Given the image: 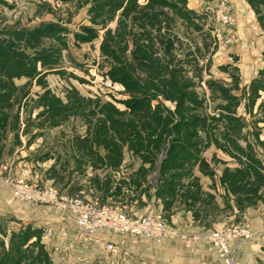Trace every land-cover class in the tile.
I'll use <instances>...</instances> for the list:
<instances>
[{
    "label": "rangeland",
    "instance_id": "obj_1",
    "mask_svg": "<svg viewBox=\"0 0 264 264\" xmlns=\"http://www.w3.org/2000/svg\"><path fill=\"white\" fill-rule=\"evenodd\" d=\"M129 1L124 3L128 8L123 16V8L115 14L94 10L97 4L107 0H0V47L22 52V59L31 64L28 71L32 72L31 76L12 79L6 74L0 75V193L3 192L6 200L10 195L16 200L3 201L0 196V237L4 235L1 232L9 233L4 237L7 243L13 232H22L19 228L25 224L19 212L26 209L21 205L24 201L14 196L12 187L20 180L52 187L61 195L118 208L130 216L161 213L175 232L173 237L160 242L130 238L125 240V245L131 242L134 248L142 244L156 247L162 260L168 253L164 249L166 242L178 237L209 242L206 231L198 232L190 227L188 232L179 233L170 226L172 221L178 226L185 221L180 210L193 214L194 227L200 221L201 226L209 225L211 233L229 230L236 240L249 241L250 231L247 237L243 233L251 226L255 230L264 225V220L258 221L255 217L251 224L247 213L253 209L264 218V177H245L244 166L249 160L224 139L225 135L232 137L244 150L250 145L253 159L261 162L259 170L264 175V90L257 92L252 83L264 69V21L258 19L259 14L249 0H187L185 5L177 2L178 7L185 6L188 18H180L173 9L158 5L149 9L145 7L147 0H138L137 8ZM258 7L263 15L264 4ZM148 17L160 20V25L153 28L145 25L149 27L143 29L142 24L152 20ZM107 18L111 19L103 23ZM120 24L123 30L120 39L125 40L128 49L120 45L124 52L119 57L126 64L134 62V35L151 39L149 44L153 42L154 47L150 50L154 56H157L154 51L165 53L164 43L169 39V54L173 58L167 56V59H172V68L182 70L183 78L178 82L185 86V93L194 94L193 102L182 103L181 108L176 101L162 95L160 102L153 101L154 106L162 103L171 110L174 118H184L187 134L196 135L188 142L198 143L200 151L201 160L197 164L178 161L184 167L167 173L165 179L174 178L170 182L175 193L166 192L158 180L171 134H166L167 143L159 151L146 140L139 143L142 148L152 149L150 154L147 151L136 154L127 143L122 163H116L115 167L114 146L121 141L108 118L126 122L133 115L126 113L129 110L124 103L130 94L122 83L106 75L110 66L118 63L102 53V44L106 32L116 34ZM88 26L94 28L92 34L86 32ZM40 29V42L21 40L25 38L19 32ZM145 30L152 32L143 34ZM15 32L19 35L11 36ZM79 34L89 39L84 40ZM39 56H46L45 61H38ZM135 74L145 82L148 80L140 71ZM150 83L151 90L162 88L158 81ZM104 125L110 127L101 130ZM225 170L232 175L227 176L233 185L231 193L234 194L230 196L221 184ZM144 177L149 187L144 185ZM55 219L49 224L57 230L69 221L61 213ZM43 228L39 229L43 232ZM58 236L64 248L69 245L61 231ZM128 251L129 264L137 262L139 256ZM123 252L124 249L118 248L114 253ZM47 253L50 263L54 264ZM145 254L143 258L147 260L149 256L146 251ZM116 255L112 258L116 259ZM117 262L124 264L122 260Z\"/></svg>",
    "mask_w": 264,
    "mask_h": 264
},
{
    "label": "trees",
    "instance_id": "obj_2",
    "mask_svg": "<svg viewBox=\"0 0 264 264\" xmlns=\"http://www.w3.org/2000/svg\"><path fill=\"white\" fill-rule=\"evenodd\" d=\"M125 1L126 0H107V2H105L104 4H97L94 10L98 13L105 12L115 14L118 10L123 8L122 15L124 16L125 10L128 8V6H124ZM137 1L138 0H130L129 2L133 4L132 7L137 8L138 4H135ZM249 1L250 4L256 9V12L259 14L258 19L264 21V14H260V8L258 7V5L261 6L262 4H264V0ZM177 2L183 3L185 5L187 0H147V5L145 7H148L150 9L152 6L158 5L165 9H173L175 11V14L180 18H188V16L185 14V6L184 8L180 6L178 7ZM105 6H108L107 10H105ZM148 18L152 19L151 17ZM110 19L111 18H107V20L103 23H106ZM159 23H161L160 20L158 21L152 19L149 20L148 23H143L142 25H144L143 29H145V27H149L145 25H151L153 28L157 25H160ZM86 28V32L88 34H92L93 31H95L92 26H88ZM41 30L42 29L19 32L25 38L21 40L27 39L26 41L28 43H35V41L40 42L41 36L39 35L41 33ZM96 31H98V29H96ZM122 32L123 30L121 28V24L120 28L117 30V33L115 34L114 32L115 35L112 31L108 30L105 34V39L102 44V53L104 55H107L108 57H111L115 60L116 63H118L114 66L111 65L110 70L106 75L113 80L122 83L126 91L130 94V97L127 100H124V103L126 102L125 106L128 107L127 109L129 110L126 111V113H131L133 115V119L127 120L126 122L114 119L112 117L108 118V120L112 122L111 128H113L114 131H117L116 136L121 141V144H119L117 147L114 146V153L116 155L114 157L116 160L115 167L119 163H122V160L124 158V146H126L127 143H130V147L128 148L136 154H140L144 151H147V153L150 154L153 152L152 149H150L149 147L142 148V144L139 143H142L143 140H146L150 145H154L156 151H159L162 145L167 143V138H165L166 134H171L173 136L169 140V151L166 158L161 164V169L159 170L160 176L158 180H160V183L162 184V187L166 192L167 190H169L170 192L175 193V190L173 189L174 187L171 188L172 183L170 182L174 178H170L171 180H169V178L165 179L167 173L181 170L186 163L189 165H194L195 163L197 164L198 161L201 160L199 156L200 151L197 149L198 143L195 144L194 142H188L189 139L194 138V136L196 135H191L189 133L187 134L186 125L188 124L187 122L184 123V118H174L175 114L171 110L164 107L162 103H158L154 106L153 101L158 100L160 102L159 97L160 95H162V97L165 99H173L174 101H176L178 108H181V106H183L185 102H193L192 96L194 94L185 93L183 89V87L185 86L180 85V83L178 82L183 78L181 75L182 70H178L177 67L172 68V59H167V56L173 58L169 54L171 48V42L169 39L164 43L165 53L154 51V53L157 55L154 56L150 50H153L154 47L153 42H151V45L149 44L151 39L149 41L147 38L137 37L136 35H134L135 39L132 42L134 46L132 50V57L134 62L129 65L124 62L123 58L119 57V53L124 52L123 47H125L126 50L128 49V45L127 43H125V40L123 41L122 39H120V34H122ZM151 32V30H145L143 34H150ZM15 35L19 34L15 32L14 35L11 36L14 37ZM79 35L84 40L89 39V36H83L84 34ZM117 39L119 40V42L116 41ZM144 41H146L147 43ZM0 42H2V40H0ZM120 45H122L123 47ZM0 46L2 45L0 44ZM23 55L24 54L22 52L16 53L9 47H0V56L2 57L0 58V75L6 74V76L11 79L15 76H31L32 72L28 71L29 67H31V64H29L28 62V65L25 60L22 59L24 57ZM45 59L46 56H39L37 58L38 61L42 62H44ZM139 71L140 73L145 75L146 78H148L147 81L149 83L136 76L135 73H138ZM257 79L252 82L254 85L253 89L257 90V92L263 91L264 69L260 71V76ZM153 81H158L160 86L162 85V88L155 87L156 89L154 90H156V92L154 90H151L150 82ZM225 98L228 97L225 96ZM1 99L2 97L0 96V100ZM194 101H196V98H194ZM136 116L138 119L136 118ZM109 127L104 125L101 130L103 129L106 131V129ZM228 130L230 129L228 128ZM96 133H101L103 135L105 134L101 131H96ZM224 137L223 138L229 142L228 145L230 147H235L237 150L241 151L242 156H245L246 159L249 160L247 166H244L246 167V169L243 171V175L247 178L253 179L264 177V175H262L259 170L261 169V162L258 163L253 159L251 146H248V150H244L236 140L232 141V137L230 139L227 138L226 135ZM132 139L139 140V142L135 143L133 141V143L131 142ZM105 141H107V139L104 140V145L107 146V144H105ZM213 141H215L214 138ZM242 156H240L239 161H241ZM178 161H182L185 164H178ZM253 162L257 163L259 166L257 167L255 164H253ZM203 171L205 173H210L209 171L206 172L205 169ZM228 171L229 170H225V172H223L221 176V184L225 188L226 192L227 190L230 192L227 193L228 196H230V194L234 193H231V191L233 192V185L230 181L231 179L227 178V176L232 177V175L229 174ZM175 175L177 176L179 174L176 173ZM142 181L144 185L149 187L150 184L148 183L147 177L142 178ZM258 182L260 181L258 180ZM234 184H236L235 181ZM21 231L22 232H13L8 243L5 241L4 237H8L7 235L9 233L1 232L4 235L3 237H0V239L2 238L0 242V264H51L49 255L42 244L44 231L42 232L41 229L32 228L31 226H27L25 231Z\"/></svg>",
    "mask_w": 264,
    "mask_h": 264
},
{
    "label": "crops",
    "instance_id": "obj_3",
    "mask_svg": "<svg viewBox=\"0 0 264 264\" xmlns=\"http://www.w3.org/2000/svg\"><path fill=\"white\" fill-rule=\"evenodd\" d=\"M218 192H220V190H218ZM2 193H0V196L3 197V201H5L6 198L2 195ZM6 201L14 202L16 200L10 195V198H8ZM8 202L6 203L9 204ZM21 205H24L26 209H21L19 211L21 217L24 218L25 223L21 228H19L20 230L26 229L27 226H31L32 228L44 227V230L47 226L50 225V222L54 223L56 221L55 216H59V212L53 208L39 206L34 207V205L28 202H24V204ZM230 209H232L234 213H238L236 207L231 206ZM180 211L181 215L184 216L183 218L185 221L181 222V226L176 225L172 221L170 226L179 233L183 231L188 232L190 227L198 230V232L206 231V233L208 232V239V235L211 233L210 231H212L211 228H209V225L207 226L205 223H203L201 226L200 221H197L198 224H196L194 227V223L196 221L194 222L193 214L185 210ZM230 212L232 213V211ZM247 213L250 219H248V221L251 224H253V220H255L254 217L258 221L264 220V218L262 217L263 215L259 211L254 212L253 209H250ZM29 219L30 222H28ZM34 220H37V223H33ZM253 230L254 229L252 228V226L251 229L248 230L252 235V239H250L249 241L245 239H239L233 242L234 252L240 264H264V237H262V235L264 236V225L261 224L257 229H255L254 231ZM60 231L62 238H64L65 240L68 239L70 244L72 245H66V247L64 248V246L61 244V241L54 239L53 242L45 248V250L50 253L53 263L55 262L56 264H109L105 263L109 262V260L114 262L113 264H115V260L116 264H119L117 260H122L125 264V256L126 262L127 264H129L130 255L128 249H130V251L139 256L138 261L140 263H137V261L133 264H223L221 260L218 259L217 254H215L216 252H214L215 250L211 242H206L202 239H200L198 242H195L193 240H190L191 238L188 239L187 237L183 236L181 238L178 237L176 239L166 242V248L164 249L168 251V253H165L163 251V253H165L167 256L166 259L162 260L159 256L160 250L156 247H146L145 244H142V246H137L136 248H134L131 242L128 244V246L127 244L125 245V240L130 238L122 237V239H120L121 237L119 236H106L105 238L108 241L116 242L117 250L118 248L124 249L125 253H114L110 256L109 260H105L103 258L105 253L104 240L95 241L80 235L79 233H77V230L75 229L73 223L69 221L63 223V226H61V228L58 230V233ZM257 232L260 233L257 234ZM145 251L147 254L148 252H150L148 254L149 258L147 260L143 258V255H146ZM152 253H154V255ZM115 255L117 256V258L113 259L112 257Z\"/></svg>",
    "mask_w": 264,
    "mask_h": 264
},
{
    "label": "built area",
    "instance_id": "obj_4",
    "mask_svg": "<svg viewBox=\"0 0 264 264\" xmlns=\"http://www.w3.org/2000/svg\"><path fill=\"white\" fill-rule=\"evenodd\" d=\"M12 187L13 194L18 200L34 206L53 208L67 217L80 235L95 241L104 240L103 258L106 260H109L117 248L116 242L108 241L106 236L141 238L160 242L175 235L161 213L130 216L118 208L61 195L52 187L44 188L25 180L15 182ZM43 231L44 248L48 247L54 239H59L55 225H49ZM248 232L247 230L243 234L247 237ZM208 239L216 247L223 264H240L233 247L235 235L229 230H216L208 235ZM69 245L72 244L69 243Z\"/></svg>",
    "mask_w": 264,
    "mask_h": 264
}]
</instances>
